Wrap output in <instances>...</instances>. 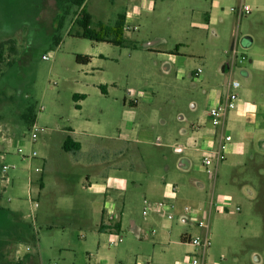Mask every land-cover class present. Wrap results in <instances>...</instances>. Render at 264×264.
Segmentation results:
<instances>
[{
    "label": "rangeland",
    "instance_id": "1",
    "mask_svg": "<svg viewBox=\"0 0 264 264\" xmlns=\"http://www.w3.org/2000/svg\"><path fill=\"white\" fill-rule=\"evenodd\" d=\"M242 2L252 12L240 17L231 8ZM135 7L129 44L121 48L78 38L80 10L67 0H0V44L13 40L17 50L10 53L7 46L0 68V238L9 242L0 264H187L194 247L182 243L185 231L200 238L209 233L207 264H264V151L253 166L244 165L250 145L235 115L226 133L233 138L230 147L239 150L227 152L218 167L214 162L212 173L202 164L206 151L186 139L195 125H207L215 95L227 96L234 80L241 83L239 103L264 105V0H89L86 10L95 22H113ZM78 54L90 56V65L78 64ZM242 57L247 59L240 62ZM75 94L87 99L76 101ZM33 119L43 129L36 142ZM70 126L85 150H109L118 138L135 143L123 162L142 167L124 175L129 184L120 245L93 231L97 219L81 195L62 193L58 184L52 186L54 200L38 195L35 170L45 145L63 138ZM256 136L264 137V127ZM180 140L188 143L183 155ZM21 147L38 157L24 160ZM183 157L190 161L186 169ZM4 165L15 168L4 174ZM86 173L76 170L61 182L89 194L82 189ZM145 198L175 201L179 212L172 221L165 212L145 217ZM205 204L209 229H197L192 219L183 223L185 205ZM132 220L141 234L129 228Z\"/></svg>",
    "mask_w": 264,
    "mask_h": 264
},
{
    "label": "crops",
    "instance_id": "2",
    "mask_svg": "<svg viewBox=\"0 0 264 264\" xmlns=\"http://www.w3.org/2000/svg\"><path fill=\"white\" fill-rule=\"evenodd\" d=\"M88 1L89 0L86 1V8ZM112 1L115 2L116 0H112ZM217 6H218V2H214L213 7L215 8ZM138 10H139L138 7H135L133 14H130L128 12L120 13V14H125L126 26L131 25L132 16L134 14H137ZM120 14H118V16ZM118 16L113 22H103V23L114 24L117 21ZM207 19H209V16L207 17ZM93 20H94V16H93ZM97 22H102V21H97ZM133 27H137V26H133ZM128 44L129 42H127L125 47H127ZM133 48L135 50H138L140 47L138 45H134ZM146 48L147 50L152 51V49L149 46H147ZM174 54L178 55V50H176V52L173 53V55ZM99 57H102V55H99ZM91 62H92V58H91ZM90 63L85 66L90 65ZM198 72L199 70L196 73H194V75L198 76L199 74ZM101 88H103L104 91H102ZM100 89L104 94L108 93L107 86H101ZM231 92L232 89L229 86V92L227 96H225L224 94H216L210 109L220 103L225 102L227 100L228 95ZM75 95H77L76 99L74 98L76 101H80V100L84 101L87 99L86 94H75ZM81 95H84L85 97H81ZM131 104L132 106L137 105L136 102H131ZM76 108L82 109L81 105L79 104L76 105ZM231 115H235L236 117L239 118L240 124L237 126H242V135L245 139V144L250 145L249 157H251L252 155L256 156V154L263 152L264 137L262 136L260 139H258L256 136V130L264 127L263 116H262L264 115V105L251 103V102H240L238 104V107L236 108V112L234 114H231L230 111L227 114L224 125L217 128H212L211 117L209 116V112H208V120L206 123L207 125L202 127L200 125H195L193 136L186 138L188 143L194 144L195 146L199 145L202 147L204 151L213 148L215 149L218 148L220 142L222 141V136L226 132L228 122L231 119ZM257 115H261L262 118L259 122L257 121ZM246 116H250V119H248L247 123L244 125L243 121ZM236 121H238V119ZM86 123L88 122L86 121ZM77 132L78 131L75 127L70 126L68 127L67 133H65L63 138H61L60 140H55L54 142L50 138L49 140L50 142L48 141L47 144L45 145L44 153L40 157L42 161L41 170L39 172L35 170L39 174L38 179H36L38 180L37 182L39 183L38 195L39 197H41V194L45 193L46 198H48L50 201L54 200L56 197L55 196L56 190L55 188L52 187L53 184H58L62 188L61 189L62 193L68 192L71 195L74 194L81 195V199L84 201V203H86L89 206L93 217L97 219L96 226L93 228V231L103 235L109 234L110 235L109 243H110L114 239V234H121L123 231L126 230V224L123 215L125 213V198H126L125 192L128 187L129 181L127 178H125L124 175L128 172L130 173V172L138 171L139 168L142 167V165L129 166L127 163L123 162V158L126 157L127 154H129L130 146L134 145L135 143L130 142L129 140L118 138L115 139L116 141V143L114 144L115 147H111L109 150L104 148L101 149L98 145L96 146L94 145L92 146L91 149L85 150L82 142L77 138ZM68 136H71L75 141L80 143L81 148L79 151L75 153H71V152H66L63 149V144ZM177 140L178 139L176 138L173 144V149L175 152L177 150L175 144ZM180 142H181L179 144L181 147L180 154L183 155L186 153L188 143L187 142L185 143L184 141L182 142V140H180ZM158 145L163 146L162 140L158 142ZM240 145L242 146L244 145V143ZM237 150H239V148L237 147V145H235L234 148L230 147L228 152L229 151L235 152ZM182 162L187 164L185 169L188 167V164H190V161L184 157ZM215 163L217 167L222 164V162H215ZM79 169H83L87 171V173L84 175L85 182L83 183L82 189H86L89 194L83 195L79 191H77L76 187L74 186L70 187L65 183V181L61 182V180L64 178L72 179L74 177L73 176L74 171ZM34 180L35 179L31 177L32 183H34ZM199 185L200 187L202 186L201 188H205L203 182H199ZM145 200H151V199L145 198L144 201ZM213 201L216 202L215 205L217 209L222 208L221 204H219L215 199H213ZM164 202H167L168 204H174L176 206V213L179 212L178 206L175 201H164ZM194 207L197 208L198 206H194ZM181 213H182V209H181ZM111 215H115L116 224L114 225L113 228L108 229L107 220ZM181 219L183 223H189L192 221L191 216H182ZM118 221H119V229L117 227ZM129 228L137 232L138 234L142 233V226L135 220L131 221ZM196 228L198 229V227ZM190 237H196V236L188 231L183 232L181 234L182 243L189 244L188 242H186V240ZM123 242L124 239L122 242L117 243L116 245H120ZM197 251L198 250L194 247L192 250H189L187 254L195 253Z\"/></svg>",
    "mask_w": 264,
    "mask_h": 264
},
{
    "label": "built area",
    "instance_id": "3",
    "mask_svg": "<svg viewBox=\"0 0 264 264\" xmlns=\"http://www.w3.org/2000/svg\"><path fill=\"white\" fill-rule=\"evenodd\" d=\"M233 13H237L240 17L249 15L252 12L251 7L242 2L237 8H231ZM130 26H126V30H131ZM137 29V27H135ZM44 59L49 60V56H43ZM247 58L242 57L240 62H244ZM198 73H201L199 70ZM232 92L228 95L227 100L223 103H220L214 107H212L209 111V116L211 117V124L213 127L217 128L224 125L225 119L227 114L236 109L239 104V95L235 92L241 87V83L239 81H232L229 83ZM43 131L41 127L37 124L32 126L31 130V140L32 142H36L39 134ZM233 142V138L230 134L224 133L222 136L221 144L216 149L207 150L202 158V164L206 172L211 173V165L214 162H222L226 158V153L228 152L231 144ZM19 154L21 157L26 160L29 158L38 157L37 151L33 150L29 153L25 151L24 148H19ZM15 168V165L9 166L4 165L2 167V172L6 174L9 169ZM41 170L40 167L36 168V171L39 172ZM177 188H173V191H176ZM165 209H167L165 211ZM239 210V208H238ZM165 212L167 218L172 221L175 219L176 216V206L174 204H168L164 201H151L145 200L144 201V209L143 214L144 216H148L150 212ZM182 216H191V219L194 221L197 227L199 228H207L209 229L210 226V216L211 213L205 204V208L201 209L200 206L197 208L191 205H185L182 209ZM198 217V218H195ZM116 224V217L115 215H111L107 220L108 229L113 228ZM123 241V237L121 234H114V239L110 242L111 245H116ZM189 244L194 246L198 251L195 253L188 254L186 257L187 264H207L208 253L211 247L209 233L206 234L203 238L200 237H190L186 240ZM55 264V263H54Z\"/></svg>",
    "mask_w": 264,
    "mask_h": 264
},
{
    "label": "trees",
    "instance_id": "4",
    "mask_svg": "<svg viewBox=\"0 0 264 264\" xmlns=\"http://www.w3.org/2000/svg\"><path fill=\"white\" fill-rule=\"evenodd\" d=\"M63 1V0H59ZM70 5L77 6L80 10V13L77 17V23L82 28V32L78 33L76 36L81 39H87L96 43H109L115 47H125L128 39L126 38V23H125V14H120L117 21L114 24H106L103 22L95 23L93 20L92 14L86 10V1L87 0H67ZM59 19V17H58ZM63 20H60L59 26H61ZM10 44V46H8ZM10 50V53H16V46L13 40L5 41L0 44V68L6 59V48ZM178 50V47H177ZM76 62L78 64L87 65L91 62V58L87 55H76ZM0 70V75H1ZM104 91L103 88H101ZM77 95L74 96L76 99ZM81 97H85L81 95ZM35 119L31 120V127L34 125ZM81 145L79 142L75 141L71 136H68L63 144V149L66 152L75 153L79 151ZM255 156L252 155L248 158L247 162L244 165H249L250 163L253 166ZM232 180H235V177H232ZM117 227L119 229V221L117 222ZM184 239V238H183ZM8 241L2 240L0 238V258L5 255V245L8 244Z\"/></svg>",
    "mask_w": 264,
    "mask_h": 264
}]
</instances>
